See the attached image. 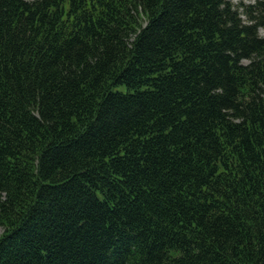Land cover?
Segmentation results:
<instances>
[{
  "label": "trees",
  "instance_id": "trees-1",
  "mask_svg": "<svg viewBox=\"0 0 264 264\" xmlns=\"http://www.w3.org/2000/svg\"><path fill=\"white\" fill-rule=\"evenodd\" d=\"M262 27L264 0H0V264H264Z\"/></svg>",
  "mask_w": 264,
  "mask_h": 264
},
{
  "label": "rangeland",
  "instance_id": "rangeland-1",
  "mask_svg": "<svg viewBox=\"0 0 264 264\" xmlns=\"http://www.w3.org/2000/svg\"><path fill=\"white\" fill-rule=\"evenodd\" d=\"M236 5H241V3L244 4H252L254 2H257L258 0H232ZM242 11V8L240 9ZM245 18V15L243 16ZM260 34L261 36H264V27L260 28ZM120 88L124 89L125 86L121 85Z\"/></svg>",
  "mask_w": 264,
  "mask_h": 264
}]
</instances>
